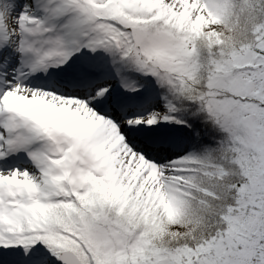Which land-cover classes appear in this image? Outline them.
<instances>
[{"label": "snow or ice", "instance_id": "1", "mask_svg": "<svg viewBox=\"0 0 264 264\" xmlns=\"http://www.w3.org/2000/svg\"><path fill=\"white\" fill-rule=\"evenodd\" d=\"M0 264H264V0H0Z\"/></svg>", "mask_w": 264, "mask_h": 264}]
</instances>
